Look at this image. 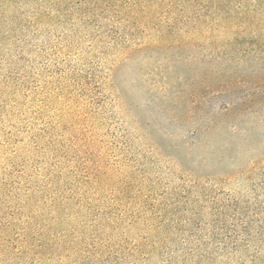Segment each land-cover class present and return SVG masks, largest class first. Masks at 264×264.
Segmentation results:
<instances>
[{"label": "trees", "instance_id": "1", "mask_svg": "<svg viewBox=\"0 0 264 264\" xmlns=\"http://www.w3.org/2000/svg\"><path fill=\"white\" fill-rule=\"evenodd\" d=\"M0 264H264V0H0Z\"/></svg>", "mask_w": 264, "mask_h": 264}, {"label": "rangeland", "instance_id": "2", "mask_svg": "<svg viewBox=\"0 0 264 264\" xmlns=\"http://www.w3.org/2000/svg\"><path fill=\"white\" fill-rule=\"evenodd\" d=\"M196 60L192 58L191 56H188L186 54H183L179 59L177 64H174L173 67L170 66L168 70H164L162 73L166 75L163 79H165L166 84L170 83L172 84L174 79V75L176 74L177 70L180 73L184 74V79L191 80L195 76L200 75L202 72L204 74V69L206 66H210L208 64H195ZM191 63V64H190ZM152 67L146 66V63H130L123 65L115 74V86H117L120 90V94L123 97L124 103L126 105V108L129 109V113L134 116H141L142 119L150 120L154 118L155 115H157V110H145V108L142 110L139 105L143 102L147 101V93L143 90L142 87H140L138 82L136 81L137 71L142 69L144 70H150ZM193 72L194 75L186 72ZM209 72V69L207 70ZM149 81H162L163 79L159 74H152L149 75ZM176 85H173V88ZM163 95V92L161 93ZM161 94H157V96H161ZM155 97V96H154ZM164 98H167V93L164 94ZM158 100V98H156ZM165 102L166 104L171 103L170 100H167ZM226 132L224 128H211V130H208L207 132H204L199 135L198 142H200L199 150L200 154H210V151L214 150L220 143L225 142L228 143L229 140L225 139ZM149 134L152 138L157 139L159 141H163L162 137H164L160 131L156 129V127H150L149 128ZM149 135V136H150ZM207 168L202 169L201 172L204 175H207Z\"/></svg>", "mask_w": 264, "mask_h": 264}]
</instances>
